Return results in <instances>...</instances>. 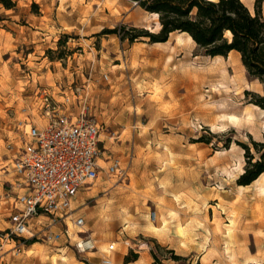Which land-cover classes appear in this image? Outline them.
I'll return each instance as SVG.
<instances>
[{"label":"rangeland","instance_id":"obj_1","mask_svg":"<svg viewBox=\"0 0 264 264\" xmlns=\"http://www.w3.org/2000/svg\"><path fill=\"white\" fill-rule=\"evenodd\" d=\"M13 1L14 8L0 2L2 186L11 173L4 171L13 152L8 145H18L21 123L44 124L48 102L57 112L76 114L85 107L98 122L106 153L98 178L77 193L72 206L84 217L82 234L99 233V250L115 242V254H128L151 242L165 263H175L169 249L185 257L183 264L264 263V217L248 211L264 194V174L248 185L236 182L245 146L253 152L252 141L264 139V109L249 94L264 95V83L247 74L240 57L206 55L194 41L177 40L178 31L168 48L147 39L131 42L124 37L132 28L145 27L122 22L116 5L107 2ZM143 15L147 29L157 32L154 16L145 10ZM164 59L170 61L166 69L159 66ZM175 67L180 74L172 77ZM207 67L240 78L227 84L217 76L215 89L212 82L188 79L189 70ZM225 113L240 121L227 120ZM113 158L119 167L110 173ZM9 205L0 200V264L95 260L96 249L79 253L66 235L34 239L36 244L7 236ZM132 228L156 231L165 241L131 237Z\"/></svg>","mask_w":264,"mask_h":264},{"label":"built area","instance_id":"obj_2","mask_svg":"<svg viewBox=\"0 0 264 264\" xmlns=\"http://www.w3.org/2000/svg\"><path fill=\"white\" fill-rule=\"evenodd\" d=\"M107 79L108 75L103 74ZM47 100V97L45 98ZM66 100H69L66 97ZM47 120L44 124L26 123L21 127L17 146L8 145L12 150L11 179H5L0 199L10 200L8 218L10 226L7 236L22 239L54 241L63 235L70 236L67 222L70 221L83 233L84 217L76 214L72 206L77 193L99 176L100 128L95 118L87 115L85 107L76 113L57 112L46 104ZM119 160L113 158L107 172L118 170ZM45 216L46 224L33 219ZM64 224L60 231L51 229L53 225ZM125 244H129L127 240ZM110 243L101 258V264H110L107 255L114 249ZM79 253L96 249L95 239L89 234L79 235L74 242Z\"/></svg>","mask_w":264,"mask_h":264},{"label":"trees","instance_id":"obj_3","mask_svg":"<svg viewBox=\"0 0 264 264\" xmlns=\"http://www.w3.org/2000/svg\"><path fill=\"white\" fill-rule=\"evenodd\" d=\"M150 13H157L160 29L157 32L147 28L133 27V33L126 35L129 41L147 39L148 42H164L173 31L188 33L204 54L226 56L230 51L240 53V60L247 74L264 83V14L261 1L255 0L253 13L241 0H132ZM6 8H14L15 1L0 0ZM103 29V33L116 32ZM229 33V36L226 35ZM251 102L264 109V95L251 92ZM252 152L246 147V161L243 171L237 177V184L248 185L264 173V139L252 141ZM35 242L34 239L28 243ZM159 247L158 244H155ZM154 264H183L185 257L169 249L175 263H165L154 248L150 249ZM138 253L130 251L124 262L137 259Z\"/></svg>","mask_w":264,"mask_h":264},{"label":"crops","instance_id":"obj_4","mask_svg":"<svg viewBox=\"0 0 264 264\" xmlns=\"http://www.w3.org/2000/svg\"><path fill=\"white\" fill-rule=\"evenodd\" d=\"M89 1H93V0H89ZM97 1H99L100 3L107 2L109 4L116 5V9L118 10V12L120 13L121 17L123 18V19H120L122 22H124V23L132 22L136 26H143L145 28H149V25L147 24L146 19H143L144 18V15H143L144 9L141 8L139 5H137V3L133 2L132 0H97ZM241 1L253 13V11H254V5H255V0H241ZM261 12H262V14H264V0L261 1ZM149 14L151 16H154V18L156 20V23L159 26L160 23H159V19H158V14L150 13V12H149ZM173 32H175V31H173ZM173 32H171L169 34V37H168V39L166 41H164V42H155V44H160V45H162V46H164L166 48L167 47V44L169 42V39H170V35ZM187 34L188 33H186V32H178V36L176 37V39L180 41L182 38H184L186 40L191 41L188 38V35ZM178 37H180V39ZM191 42H193V41H191ZM231 52L235 53L236 56H239L240 57V53L238 51L232 50ZM160 65L163 66L164 69H166L167 66L170 65V61L164 59V60H162V61L159 62V66ZM189 72H190V70H189ZM179 74H180L179 69L175 67L173 69V71H172L171 76L172 77H176ZM262 85H264V84H262ZM261 136H264V133H262ZM101 141H102V139L100 138V142ZM104 153H106V151L102 152L101 155H103ZM6 161H9V162H6L4 164V166H6V164H8L7 165V168L8 169H11V166H12V164L10 163L11 162V158H9ZM100 161H104V160L100 157L99 163H100ZM100 165L102 166L101 163H100ZM12 177H13V173L11 172L9 179H11ZM5 178L6 177H4V179ZM2 190H3V186H2V183H0V192H2ZM10 207H11V202H10V205H9V210H10ZM35 221H37V222L40 221L41 223L43 221L48 222V218L45 217V216H41L39 218L33 219V223H35ZM45 222L43 224H46ZM9 223H10V220H9ZM35 224H37V223H35ZM67 227H68V232H69V235L70 236H65L66 239H72L73 238V240L74 239L76 240V238H78L79 234L82 235V233H78V231H77L78 229L70 221L67 222ZM150 227H153V226H150ZM64 228H65V225L64 224L53 225L51 227V229L54 230V231H60V230H62ZM154 229L158 230V227L157 228H154ZM130 230H131V237H136L139 234H142V236H146V235L153 236V238L157 239L158 241H160V240L165 241L164 237L161 238L159 235H157L156 233H154L156 231H149V230L144 231V230L138 229V228L137 229L136 228H132ZM82 231H83V233L85 232V230H82ZM71 234L74 235V236H72ZM89 234L92 237L95 238V241L96 242H99L100 243V246L102 245V238L100 237L99 233H96V231H92V232H89ZM125 240H127V239H125ZM36 243L37 242L35 241L32 244H36ZM123 243H124V240H123ZM149 243H151V242H144V246L145 247H143V245L142 246L140 245L141 246L140 250H136V252L138 253L137 259H135L133 261H130V262H127V263L124 262V256L128 252L127 249H125V250H123V251L118 252V253L115 254V250H116V245H115L114 246V249L112 251H109L107 255L111 259V264H154V259H153V256H152L151 252H150L151 244H149ZM96 250L97 251L94 252L95 255H93V256H95V257H93V259H95V260L92 261V260H90V258H88V260L92 264H101V262H100L101 261V258L104 257V256H106L105 251L107 249L99 250L98 247H97V245H96ZM98 252H101L102 253L101 256H100V253H98ZM98 259H99V263L97 262ZM71 263H74V264H86V263L81 262V261H78V260H76L75 262H72L71 261ZM257 264H264V263L257 261Z\"/></svg>","mask_w":264,"mask_h":264},{"label":"bare ground","instance_id":"obj_5","mask_svg":"<svg viewBox=\"0 0 264 264\" xmlns=\"http://www.w3.org/2000/svg\"><path fill=\"white\" fill-rule=\"evenodd\" d=\"M187 35H188V38L191 41H193L191 36L189 34H187ZM229 53H231V51ZM192 76L193 77L195 76V78H198V82L199 83H204V82H207V81L212 82L211 84H212V87L214 89L216 88L217 85L215 86L213 81L216 80L215 77H217V76H220V78L223 80V82L227 83V84L231 83V82H234V81H237L240 78L238 75L233 76L234 78H231V76L229 75L228 72L221 71V70H220V72H218V70L216 68H212V67L203 68L200 71L199 70L198 71L197 70L196 71H190V73L188 74V79L191 82H192ZM222 116L225 117L227 120H230L232 122H239L240 121V117L238 115L234 114V113H225ZM262 174H264V173H262ZM258 178L255 179V180H258ZM261 193H264V190H261L260 194ZM262 195H264V194H262ZM262 195L258 196L256 201L255 202L253 201L254 203H252L248 207V211L252 215V217H256L257 216V219L260 220V221H262V218L259 217V215L262 214V217H264V208H262V204H261L262 197H264V196H262ZM152 219H153V217L152 218L150 217L151 222H152Z\"/></svg>","mask_w":264,"mask_h":264}]
</instances>
